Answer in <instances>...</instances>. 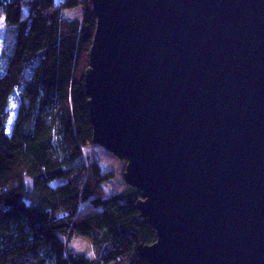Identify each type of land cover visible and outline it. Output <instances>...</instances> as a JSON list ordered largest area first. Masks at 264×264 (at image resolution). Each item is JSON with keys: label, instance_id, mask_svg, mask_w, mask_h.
Wrapping results in <instances>:
<instances>
[{"label": "water", "instance_id": "water-1", "mask_svg": "<svg viewBox=\"0 0 264 264\" xmlns=\"http://www.w3.org/2000/svg\"><path fill=\"white\" fill-rule=\"evenodd\" d=\"M92 144L126 163L150 264H264V0H89Z\"/></svg>", "mask_w": 264, "mask_h": 264}, {"label": "trees", "instance_id": "trees-1", "mask_svg": "<svg viewBox=\"0 0 264 264\" xmlns=\"http://www.w3.org/2000/svg\"><path fill=\"white\" fill-rule=\"evenodd\" d=\"M78 7L81 19L65 17ZM0 19L13 33L0 71V264H150L137 252L156 241L133 206L139 192L104 197L113 174L86 151L89 0H0Z\"/></svg>", "mask_w": 264, "mask_h": 264}, {"label": "rangeland", "instance_id": "rangeland-1", "mask_svg": "<svg viewBox=\"0 0 264 264\" xmlns=\"http://www.w3.org/2000/svg\"><path fill=\"white\" fill-rule=\"evenodd\" d=\"M82 14V9L78 7L65 12V17L70 19H81ZM11 42H13V33H11L6 23L0 19V71H2L3 69L2 62L5 61L6 58V54L4 53V51H7V48L9 47ZM10 101L11 103H13L14 98L12 97ZM15 107V103L10 104L11 118L9 119V127L15 120L16 113L13 114ZM86 151L92 153L100 160V165L105 173L113 174V177L103 184L102 194L104 197H109L116 194L118 195L129 188L123 181V172L126 166V163L124 161L118 160L99 146L94 145L92 148H88ZM71 243L72 246L77 249V251L88 252V256L90 257L94 255L90 243L87 239L82 237H74Z\"/></svg>", "mask_w": 264, "mask_h": 264}]
</instances>
